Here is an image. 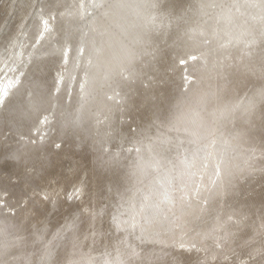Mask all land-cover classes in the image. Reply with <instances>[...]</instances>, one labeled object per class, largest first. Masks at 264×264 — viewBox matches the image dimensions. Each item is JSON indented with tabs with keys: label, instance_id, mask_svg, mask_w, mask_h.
Segmentation results:
<instances>
[{
	"label": "rangeland",
	"instance_id": "obj_1",
	"mask_svg": "<svg viewBox=\"0 0 264 264\" xmlns=\"http://www.w3.org/2000/svg\"><path fill=\"white\" fill-rule=\"evenodd\" d=\"M0 86V264H264V0H0Z\"/></svg>",
	"mask_w": 264,
	"mask_h": 264
},
{
	"label": "bare ground",
	"instance_id": "obj_2",
	"mask_svg": "<svg viewBox=\"0 0 264 264\" xmlns=\"http://www.w3.org/2000/svg\"><path fill=\"white\" fill-rule=\"evenodd\" d=\"M1 87V86H0ZM3 87V86H2ZM57 88V87H56ZM7 89V87L5 86V90ZM5 97V96H4ZM46 127V126H45ZM42 128V127H41ZM46 129V128H45ZM37 130V129H36ZM177 144V143H176ZM195 147V146H194ZM174 148V147H173ZM180 150V149H179ZM184 152V151H183ZM168 153H170V152H168ZM201 154V153H200ZM153 155V154H152ZM64 156V155H63ZM196 159V158H195ZM192 161V160H191ZM189 163V162H188ZM158 164V163H157ZM183 164V163H182ZM156 165V164H155ZM81 166V165H80ZM166 167V166H165ZM180 168V167H179ZM118 169V168H117ZM88 170V169H87ZM119 170V169H118ZM77 172V171H76ZM159 172V171H158ZM167 172H169L168 170H167ZM165 174V173H164ZM206 175V174H205ZM171 176V175H170ZM36 178V177H35ZM163 178V177H162ZM168 178V177H167ZM166 178V180L168 181V179ZM79 179V178H78ZM161 180V179H160ZM213 180V179H212ZM6 181V180H5ZM131 181V180H130ZM137 182V181H136ZM11 183V182H10ZM9 183V184H10ZM96 183V182H95ZM182 183V182H181ZM159 184V183H158ZM135 186V185H134ZM159 186V185H158ZM164 186V185H163ZM96 188V187H95ZM169 189V188H168ZM18 190V189H17ZM79 190V189H78ZM154 190V189H153ZM188 192V191H187ZM73 193H75V192H73ZM108 193V192H107ZM97 194V193H96ZM109 194V193H108ZM33 195V194H32ZM51 195V194H50ZM66 195H68V193L66 194ZM74 195V194H73ZM72 195V196H73ZM146 195H148V194H146ZM54 196V195H53ZM56 196V195H55ZM63 196V195H62ZM124 196V195H123ZM79 197V196H78ZM113 197H114V195H113ZM37 197H35V199H36ZM69 198V197H68ZM72 198V197H71ZM34 199V200H35ZM43 199V198H42ZM74 199V198H73ZM83 199V198H82ZM7 200V199H6ZM37 200V199H36ZM62 200V199H61ZM75 200V199H74ZM154 200V199H153ZM168 200V199H167ZM5 201V200H4ZM20 201H22V200H20ZM19 201V202H20ZM66 201H68V200H66ZM24 202V201H23ZM32 202V201H31ZM30 202V203H31ZM34 203H36V201H33ZM68 202H70V201H68ZM109 202V201H108ZM22 203V202H21ZM21 203H20V205H21ZM46 203V202H45ZM48 203V202H47ZM71 203V202H70ZM69 203V204H70ZM74 203H76V202H74ZM26 204V203H25ZM44 204V203H43ZM19 205V204H18ZM31 205V204H30ZM114 205V204H113ZM23 206V205H22ZM71 206V205H70ZM77 206V205H76ZM24 207V206H23ZM122 207V206H121ZM128 207V206H127ZM14 208H15V206H14ZM31 208V207H30ZM81 208V207H80ZM8 209L9 208H7V211H8ZM13 209V207L11 208L10 207V210H12ZM62 209V208H61ZM68 209V208H67ZM84 209V208H83ZM9 210V211H10ZM23 210V209H22ZM29 210V209H28ZM81 210V209H80ZM88 210V209H87ZM120 210V209H119ZM3 211V210H2ZM18 211V210H17ZM16 211V212H17ZM24 211V210H23ZM89 211V210H88ZM92 211V210H91ZM91 211H89V213H91ZM15 212V211H14ZM93 212V211H92ZM27 213V212H26ZM31 213V212H30ZM97 213V212H96ZM117 213H118V211H117ZM131 213V212H130ZM9 214V213H8ZM21 214V213H20ZM85 214V213H84ZM92 214V213H91ZM6 215V214H5ZM16 215H18L17 213H16ZM16 215H14V216H16ZM65 215V214H64ZM99 215V214H98ZM9 216H11V215H9ZM23 216V215H22ZM87 216V215H86ZM86 216H84V217H86ZM92 216V215H91ZM7 217H8V215H7ZM83 217V218H84ZM95 217V216H94ZM117 217V216H116ZM60 218V217H59ZM26 219V218H25ZM85 219V218H84ZM63 220V219H62ZM85 220H87V219H85ZM115 220V219H114ZM99 221V220H98ZM45 222V221H44ZM91 222V221H90ZM30 224V223H29ZM39 224V223H38ZM84 224V223H83ZM99 225V224H98ZM36 226V225H35ZM39 226V225H38ZM41 226V225H40ZM110 227V226H109ZM24 228V227H23ZM95 228V227H94ZM37 229V228H36ZM110 230H111V228H110ZM23 231V230H22ZM90 248V247H89ZM109 249V248H108ZM87 253V252H86ZM94 253V252H93ZM89 254V253H88ZM95 255V254H94ZM86 258V257H85ZM84 258V259H85ZM101 264V263H100Z\"/></svg>",
	"mask_w": 264,
	"mask_h": 264
}]
</instances>
